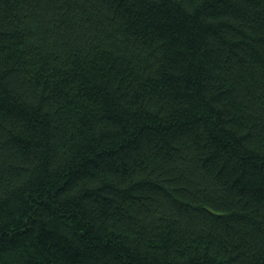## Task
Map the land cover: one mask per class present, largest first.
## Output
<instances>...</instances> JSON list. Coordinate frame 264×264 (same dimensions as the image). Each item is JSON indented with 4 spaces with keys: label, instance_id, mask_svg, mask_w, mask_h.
Segmentation results:
<instances>
[{
    "label": "trees",
    "instance_id": "1",
    "mask_svg": "<svg viewBox=\"0 0 264 264\" xmlns=\"http://www.w3.org/2000/svg\"><path fill=\"white\" fill-rule=\"evenodd\" d=\"M0 264H264V0H0Z\"/></svg>",
    "mask_w": 264,
    "mask_h": 264
}]
</instances>
